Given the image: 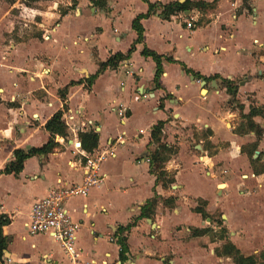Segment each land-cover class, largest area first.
I'll use <instances>...</instances> for the list:
<instances>
[{"label":"crops","instance_id":"1","mask_svg":"<svg viewBox=\"0 0 264 264\" xmlns=\"http://www.w3.org/2000/svg\"><path fill=\"white\" fill-rule=\"evenodd\" d=\"M193 1L216 4L170 19L157 10L142 19L144 42L88 88L86 80L101 62L129 51L138 37L133 20L148 12V3L63 0L67 11L61 14V1L42 12L20 2L21 16L45 14L41 32L26 37L29 31L17 27L20 17L13 7L0 0V213L10 217L3 227L8 237L4 264H235L217 248L230 240L244 254L249 241L264 242V115L252 117L262 128L260 139L246 131L245 117L252 108L264 111V0H250L251 10L244 0ZM54 18L58 23L49 26ZM145 46L164 57L159 86L156 62L142 54ZM182 63L217 77H197ZM78 80L83 83L70 86L63 100L60 90ZM225 80L237 86L233 101ZM121 105L127 108L124 120ZM59 110L74 116L64 118L72 126L66 125L67 138L57 135V147L28 158L18 175L1 173L16 149L49 140L45 125ZM89 120L100 135L98 148L112 144L116 155L101 163V183L66 201L81 223V255L74 263L53 235L32 234L27 224L33 203L49 195L58 179L84 181V150L75 127ZM161 120L166 122L163 141L178 149L166 162L176 180L169 186L157 182L150 164L157 148L152 131ZM123 133L125 142L114 143ZM155 195L152 217L138 219L124 233L129 250L122 262L120 244L110 236L119 238L118 227L138 217ZM200 200L207 202L203 207L211 218L195 211ZM218 227L227 229L224 239L211 235ZM194 228L213 231L194 236Z\"/></svg>","mask_w":264,"mask_h":264},{"label":"trees","instance_id":"2","mask_svg":"<svg viewBox=\"0 0 264 264\" xmlns=\"http://www.w3.org/2000/svg\"><path fill=\"white\" fill-rule=\"evenodd\" d=\"M9 3H14L16 0H5ZM41 0H24L25 4L28 6H32L35 2H38ZM148 3L149 9L148 12L138 15L132 23L133 29L137 32V39L130 47L129 51L127 53L118 52L109 57V59L105 62L100 63V68L98 72L95 75H92L90 78L86 80L87 87L91 88L92 84L94 83L95 79L98 77L100 73L105 71L107 68H116L119 66L121 62L124 60L130 58L132 53L136 49V44L144 42V26L142 24V19L148 18L152 15H154L157 10H161V15L165 19H170L171 16L182 13L187 10H191L194 7L198 8H212L215 6L216 2H206V1H193V0H186L185 2H180L178 0L171 1L168 3H162V2H151L150 0H144ZM244 5L251 10L250 0H244ZM142 54L147 57H152L154 61L156 62V74H155V82L159 86V78L161 77L163 73V60L164 57L157 53L156 51L148 48L147 46L144 47ZM169 61H174L173 58L169 57L167 58ZM188 73H192L197 77L205 78V79H213L217 76L212 77H205L200 75L199 73L195 72L192 69H188L187 66L182 63ZM83 83L82 80L78 81H71L67 86H65L63 89L60 90V94L62 99H66L68 89L70 86H74L76 84ZM225 86L227 88L228 93L232 95V101L235 99L236 93H237V86L230 80L224 81ZM161 106H163V99H161ZM256 114L264 115V111L262 110H255V108H252L250 113L245 115L247 118V129L246 131H254L260 139L262 136V128L255 123L253 120V116ZM165 121L161 120L158 121L156 125L153 127L152 131V141L157 144V148L153 150L150 154V164H151V172L154 173L157 177V182H161L164 186H169L175 183V175L171 172H169L166 169V162L171 158L172 155H174L178 149L175 146H171L163 141V130L165 126ZM46 129L50 133L49 140L42 145L41 147H33L28 150L24 149H16L14 151V157L13 159L6 165V167L1 171V173H14L18 175L24 168V162L35 155L40 154H47L49 152H52L55 147H57L58 143L56 142V136L60 135L64 138H67L68 131L67 126L65 124V121L63 120V110L57 111L46 123L45 125ZM79 139L81 141L82 149L86 152H91L95 148L99 146L100 142V135L98 131L90 130V131H80L79 133ZM257 148V142L252 145L251 148V156L254 153V150ZM159 198L157 195H155L153 198L147 200L146 204L142 208L141 214L138 217H135L132 222H130L127 225H122L118 227L117 229V235H118V241L120 244V258L122 262L126 260V253L128 252V244H127V237L124 235V233L132 228V226L135 225L138 219L144 218V217H152V214L156 210L157 202ZM166 201H169V203H174V199H166ZM202 205L195 208L196 212H199L202 214L204 218H211V215L205 210L203 205L205 206L207 202L205 200H200ZM10 222V217L6 214L0 213V263L4 264L3 257L5 254V251L8 248V237L3 234V227L7 225ZM213 230L210 228H204V229H198L194 228L192 230V233L194 236H199L203 234H207L209 232H212ZM222 234L221 238H225V232H227V229L225 227L222 228ZM218 255H225L230 256L233 258L235 264H261L259 262V259L256 255H245L242 253L241 249L238 248L232 241L227 240L224 245L218 249L217 251Z\"/></svg>","mask_w":264,"mask_h":264},{"label":"built area","instance_id":"3","mask_svg":"<svg viewBox=\"0 0 264 264\" xmlns=\"http://www.w3.org/2000/svg\"><path fill=\"white\" fill-rule=\"evenodd\" d=\"M119 110L121 119L124 120L127 108L121 105ZM66 117L72 120L74 116H66V113L63 111V120L70 127L71 122L68 119H64ZM88 126L91 127V130L98 131L92 120L87 121V123L83 122L81 125L75 127V130H78V132L88 131ZM124 136V133L119 135L114 143H124ZM79 148H81L80 143ZM82 154L85 157L83 163L84 181L82 183L68 184L61 178L58 179V186L49 195L33 203L31 218L27 224L32 234L49 233L53 235L62 244L69 259L74 263L79 261L81 255V249L78 246V234L81 229V223L72 218L66 208V201L71 197L86 196L92 186L101 183L103 180V175L100 174L101 163L108 158L114 157L116 151L115 146L111 144L104 149L97 147L91 152L82 151ZM110 241L119 242L115 236H110Z\"/></svg>","mask_w":264,"mask_h":264},{"label":"rangeland","instance_id":"4","mask_svg":"<svg viewBox=\"0 0 264 264\" xmlns=\"http://www.w3.org/2000/svg\"><path fill=\"white\" fill-rule=\"evenodd\" d=\"M54 1H61L60 4H59V9L61 10V14L65 11H67V6L64 4L65 2H63V0H42L40 2H37V3H34L33 4V7H36L38 8L41 12L42 11H46L48 9V6L49 5H52V3ZM25 3L24 0H16V2H14L13 4L11 3H8L9 5H11L13 8H12V13L14 15H17L19 16L20 18H17V27H22L23 29H27L29 31V35L26 36V37H30L31 35H36L38 33L41 32V28H42V22H44V18L43 15H45L44 13H42L41 15L42 16H37V17H33L31 16V14L29 12H26L25 15L26 17L24 16H21V3ZM71 3L73 4V1H71ZM32 7V6H31ZM50 10V9H49ZM37 13L36 15H38V12H35ZM40 15V14H39ZM48 15H51V14H48ZM46 19H49V18H46ZM58 18H54L53 20L50 19V22H49V26H53L54 24L56 25L58 23ZM220 214H217L216 217H218ZM222 231V228H217L216 229V232H212L211 235H215V237H217L218 239V236H220L223 232ZM213 238V236H212ZM256 237H254L255 239ZM245 249H244V254L246 255H251V254H254L258 257L259 259V262L261 264H264V242L263 241H257V240H251L249 241L248 243L245 244ZM218 250V248H217ZM231 260L233 261V258H231ZM234 262V261H233Z\"/></svg>","mask_w":264,"mask_h":264},{"label":"water","instance_id":"5","mask_svg":"<svg viewBox=\"0 0 264 264\" xmlns=\"http://www.w3.org/2000/svg\"><path fill=\"white\" fill-rule=\"evenodd\" d=\"M186 0H180V2H185ZM189 11L187 10L185 13H188ZM205 82H203L204 84ZM223 184H220V186H222Z\"/></svg>","mask_w":264,"mask_h":264}]
</instances>
